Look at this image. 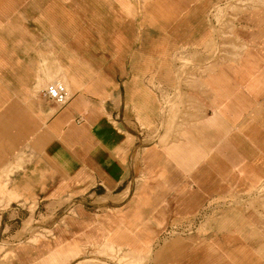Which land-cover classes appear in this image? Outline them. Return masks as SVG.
<instances>
[{
	"label": "crops",
	"instance_id": "0c3cea01",
	"mask_svg": "<svg viewBox=\"0 0 264 264\" xmlns=\"http://www.w3.org/2000/svg\"><path fill=\"white\" fill-rule=\"evenodd\" d=\"M254 1L241 55L199 78L169 140L146 143L159 85L173 92L176 53L211 38L215 0H0V108L41 118L24 192L72 205L16 264H83L102 245L143 255L171 232L184 239L161 250L163 264H264V6ZM59 73L64 105L43 94ZM5 175L1 193L18 200Z\"/></svg>",
	"mask_w": 264,
	"mask_h": 264
},
{
	"label": "rangeland",
	"instance_id": "374dc122",
	"mask_svg": "<svg viewBox=\"0 0 264 264\" xmlns=\"http://www.w3.org/2000/svg\"><path fill=\"white\" fill-rule=\"evenodd\" d=\"M254 3V0H215L210 6L208 20L212 28V36L200 49L195 48L190 51L184 48L176 53L174 57L176 77L174 91L163 90L159 85L157 99L161 111L160 120L154 126H146L141 123L144 130L149 132L145 140L146 143H150L156 138H159L161 142L169 140L174 127V118L177 120L178 115L184 113L180 109L181 106L185 105L190 108L186 109V112L193 111L191 103L194 100L191 90L195 88L202 75L212 71L215 67L214 63L236 59L241 55L244 49L242 45L244 39L239 33L243 28L251 30L250 24L247 25V22L244 21V16ZM256 5L261 8L264 6V0H259ZM253 24L256 26L255 22ZM204 54L206 57L202 56ZM60 77L66 81L69 88L66 77L60 73L54 79L45 81L43 86L47 87L50 82ZM184 87H187L188 90L184 91ZM41 89L42 85L32 95L42 101ZM177 111L179 112L177 113ZM40 119L33 109L0 108V177L4 173L7 174L4 178L6 187L9 190H17L21 194L18 200L8 202V197L3 195L0 189V264H16L17 250L20 247L24 245L39 246L40 240L54 237V223L57 220L65 222L67 215L71 213V204L64 202L50 206L47 205L48 200L45 199L42 202V193L39 189L38 191L32 189L31 192H24L23 185L26 183L25 178L28 175L26 164L31 160V152H34L30 147V141L35 139L36 131L34 130L35 127H39ZM180 127L181 124L176 125L175 136L180 135ZM163 131L165 134L161 136ZM45 189L46 187L42 188V190ZM255 194L263 196L264 185ZM69 200L67 199V201ZM262 207L264 208L263 204ZM199 230L204 232V228ZM183 239V235H174L171 232V234L162 237L161 243L164 246L158 245V250L151 247L149 252L143 255H136L125 249L109 250L103 245L92 246L90 249L84 250L81 259L87 260L83 264H163L161 261L165 257L161 250L167 244Z\"/></svg>",
	"mask_w": 264,
	"mask_h": 264
},
{
	"label": "built area",
	"instance_id": "2783aa9c",
	"mask_svg": "<svg viewBox=\"0 0 264 264\" xmlns=\"http://www.w3.org/2000/svg\"><path fill=\"white\" fill-rule=\"evenodd\" d=\"M43 94L50 100L64 105L70 99V94L68 88L64 81L62 80H55L49 83Z\"/></svg>",
	"mask_w": 264,
	"mask_h": 264
}]
</instances>
